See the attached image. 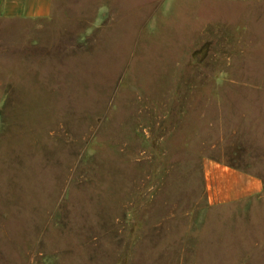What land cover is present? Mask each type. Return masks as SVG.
I'll return each mask as SVG.
<instances>
[{
	"label": "rangeland",
	"instance_id": "374dc122",
	"mask_svg": "<svg viewBox=\"0 0 264 264\" xmlns=\"http://www.w3.org/2000/svg\"><path fill=\"white\" fill-rule=\"evenodd\" d=\"M264 0H54L0 20V264H264Z\"/></svg>",
	"mask_w": 264,
	"mask_h": 264
},
{
	"label": "crops",
	"instance_id": "0c3cea01",
	"mask_svg": "<svg viewBox=\"0 0 264 264\" xmlns=\"http://www.w3.org/2000/svg\"><path fill=\"white\" fill-rule=\"evenodd\" d=\"M54 0H0V20H45L51 17ZM259 172L211 161L205 168L208 199L214 204H233L264 193Z\"/></svg>",
	"mask_w": 264,
	"mask_h": 264
}]
</instances>
